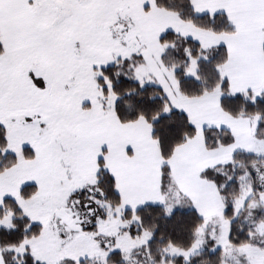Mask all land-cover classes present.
<instances>
[{"label":"snow or ice","instance_id":"obj_1","mask_svg":"<svg viewBox=\"0 0 264 264\" xmlns=\"http://www.w3.org/2000/svg\"><path fill=\"white\" fill-rule=\"evenodd\" d=\"M0 264H264V0H0Z\"/></svg>","mask_w":264,"mask_h":264}]
</instances>
